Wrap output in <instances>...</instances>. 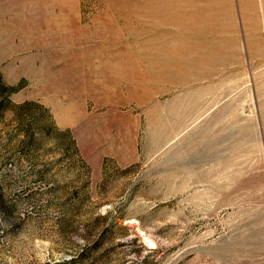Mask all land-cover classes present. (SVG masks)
Here are the masks:
<instances>
[{"label": "rangeland", "instance_id": "rangeland-1", "mask_svg": "<svg viewBox=\"0 0 264 264\" xmlns=\"http://www.w3.org/2000/svg\"><path fill=\"white\" fill-rule=\"evenodd\" d=\"M144 1L0 0L11 101L89 168L51 137L22 153L3 113L0 264H264V0ZM175 46L176 68L149 67Z\"/></svg>", "mask_w": 264, "mask_h": 264}, {"label": "trees", "instance_id": "trees-1", "mask_svg": "<svg viewBox=\"0 0 264 264\" xmlns=\"http://www.w3.org/2000/svg\"><path fill=\"white\" fill-rule=\"evenodd\" d=\"M20 89V85L13 86L7 84L0 75V118H3L2 115L6 111L14 112L16 126L14 130L15 134L11 135V140H19L22 138L19 141V150L31 156L32 153L39 149L40 145L47 141V137H51L53 144L57 147H61L65 154L75 151L77 156L80 155L70 131H62L58 129L53 122L50 123L51 119L46 115L47 109L42 105L35 102H25L16 105L11 101V96ZM32 108L38 111V116L31 114ZM72 157L74 156L72 155ZM78 157H80L79 159L86 168L87 165L81 159V156ZM64 264H80V261L75 258Z\"/></svg>", "mask_w": 264, "mask_h": 264}, {"label": "bare ground", "instance_id": "bare-ground-1", "mask_svg": "<svg viewBox=\"0 0 264 264\" xmlns=\"http://www.w3.org/2000/svg\"><path fill=\"white\" fill-rule=\"evenodd\" d=\"M137 1V0H136ZM146 1V0H145ZM144 1V2H145ZM148 1V0H147ZM146 1V2H147ZM175 1V0H174ZM185 1V0H184ZM213 1V0H212ZM160 2V1H159ZM163 2V1H162ZM165 2V1H164ZM188 2V1H187ZM191 2V5H192V3L194 4V3H197V1L195 0H191L190 1ZM136 3V2H135ZM172 3V2H171ZM213 3V2H212ZM133 4V3H132ZM152 4V3H151ZM167 4H169V3H167ZM176 4H178L177 2H176ZM139 5H142V4H139ZM154 5V4H153ZM166 5V4H165ZM187 6H188V3L186 4ZM196 5V4H195ZM149 6H150V4H149ZM180 6V5H179ZM186 6V7H187ZM172 7V6H171ZM174 7V6H173ZM198 7V6H197ZM132 8H134V5H133V7ZM140 8H142V7H140ZM180 8H181V6H180ZM188 8V7H187ZM169 9H171V8H169ZM176 9V8H175ZM178 9V8H177ZM136 10V9H135ZM153 10V9H152ZM166 10V9H165ZM181 10V9H180ZM191 10V9H190ZM137 11H138V9H137ZM144 11V10H143ZM163 11V10H162ZM193 11V10H192ZM191 11V12H192ZM132 12V11H131ZM135 12V11H134ZM153 12V11H152ZM151 12V13H152ZM159 12H161V11H159ZM190 12V13H191ZM138 13V12H137ZM141 13V12H140ZM149 13V12H148ZM154 13V12H153ZM158 13V12H157ZM163 13V12H162ZM170 13V12H169ZM172 13H174V11L172 12ZM183 14V13H182ZM147 15V14H146ZM160 15V14H159ZM165 15V14H164ZM163 15V16H164ZM176 15V14H175ZM179 15V14H178ZM133 16V15H132ZM149 16V15H148ZM157 17V16H156ZM173 17H177V20H182L183 18H185L184 16H181V17H179V16H173ZM204 17V16H203ZM202 17V18H203ZM206 18L205 19H209V17H207V16H205ZM133 18V17H132ZM137 18V17H136ZM129 19L130 20H132L130 17H129ZM143 19H145V18H143ZM147 19V18H146ZM157 19V18H156ZM164 19V18H163ZM167 19H169L168 17L166 18V20ZM170 19H171V17H170ZM188 19V18H187ZM190 19H192V21H193V23L191 24V35L189 36V40H190V38L191 39H195L196 37H198L199 38V42H201V43H199V44H196V46H195V51H204V54H205V52H210L211 51V46H210V42L208 41L209 40V35H210V32L212 31V27L211 26H207V27H205V26H199L198 25V23H195L194 21H197V19H198V16H195V15H193L192 16V18H190ZM204 19V18H203ZM129 20V21H130ZM136 20V19H135ZM147 20H149V19H147ZM175 20V19H174ZM173 20V21H174ZM184 20V19H183ZM153 21V20H152ZM151 21V22H152ZM156 21V20H155ZM158 21V20H157ZM165 21V20H164ZM171 21V20H170ZM209 21V20H208ZM131 22V21H130ZM190 22V21H189ZM211 22V21H210ZM134 23V22H133ZM132 23V24H133ZM153 23H154V21H153ZM159 23V22H158ZM157 23V24H158ZM160 24V23H159ZM173 24V23H172ZM185 24V23H184ZM189 24V23H188ZM161 25H162V23H161ZM208 25H210V24H208ZM213 25V24H212ZM182 26V25H181ZM189 26V25H188ZM185 27V26H184ZM177 28H179V27H177ZM182 28V27H181ZM142 29V28H141ZM140 29V30H141ZM149 29V28H148ZM180 29V28H179ZM185 29V28H184ZM184 29H181V30H184ZM151 30V29H150ZM145 31V30H144ZM187 31V30H186ZM146 32V31H145ZM188 32V31H187ZM189 32H190V30H189ZM135 33V32H134ZM133 33V34H134ZM184 33H186V32H184ZM147 34V33H146ZM145 34V35H146ZM143 35H144V33H143ZM149 35V34H148ZM182 36H184V35H182ZM181 37V36H180ZM187 37V36H186ZM155 40V39H154ZM147 41V40H146ZM151 41V40H150ZM139 43H141V42H139ZM143 44V43H142ZM136 45V44H135ZM218 45V44H217ZM139 47V46H138ZM137 47V48H138ZM203 47H206V48H203ZM147 48V47H146ZM152 48H153V45H152ZM219 48V47H218ZM139 50H140V48H138ZM143 49V48H142ZM151 49V48H150ZM155 49V48H154ZM159 49V48H158ZM155 50V55H153V57H150V58H154L155 56H157V57H159V58H161V59H157V60H160V62L158 63L157 61L155 62V58L153 59L154 60V62L152 61H150V63H149V67L151 68V69H154L155 71H159V72H161V73H163V71H165V70H170V69H174V68H176L178 65H179V60L176 58V56L180 53L181 55H184V57L186 56V55H188V53L189 52H191V47L189 48V47H179V46H175L174 47V49L175 50H170V51H160V50ZM145 50V49H144ZM134 51V50H133ZM141 51V50H140ZM213 51V50H212ZM137 52V51H136ZM145 52V51H144ZM152 52H153V50H152ZM214 52V51H213ZM148 53V52H147ZM210 53H212V52H210ZM146 54V53H145ZM214 54H215V52H214ZM136 55H137V53H136ZM216 55V54H215ZM138 56V55H137ZM140 56H142V55H140ZM101 57V56H100ZM145 57V56H144ZM147 57V56H146ZM145 57V58H146ZM150 58H149V60H150ZM185 58H187V56L185 57ZM140 59H142V58H140ZM139 60V59H138ZM186 60V59H185ZM201 60V59H200ZM141 61V60H140ZM142 63H143V61H142ZM188 63V65H190V62H187ZM155 73V72H154ZM153 73V74H154ZM155 76V75H154ZM154 81V80H153Z\"/></svg>", "mask_w": 264, "mask_h": 264}]
</instances>
